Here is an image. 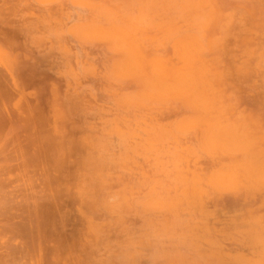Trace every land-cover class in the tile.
Instances as JSON below:
<instances>
[{
	"label": "rangeland",
	"instance_id": "obj_1",
	"mask_svg": "<svg viewBox=\"0 0 264 264\" xmlns=\"http://www.w3.org/2000/svg\"><path fill=\"white\" fill-rule=\"evenodd\" d=\"M167 1L0 0V264H264V0Z\"/></svg>",
	"mask_w": 264,
	"mask_h": 264
},
{
	"label": "bare ground",
	"instance_id": "obj_2",
	"mask_svg": "<svg viewBox=\"0 0 264 264\" xmlns=\"http://www.w3.org/2000/svg\"><path fill=\"white\" fill-rule=\"evenodd\" d=\"M222 1V0H221ZM225 1V0H224ZM244 1V0H243ZM168 2V8L170 9V10H173V11H176V12H178L179 14H180V16L182 15V16H189L190 15V13L192 12L193 14H194V16L192 17V18H202V19H205V18H208L209 16L208 15H205L203 12H202V10H203V7H204V5H205V3H206V1L205 0H168L167 1ZM245 2V1H244ZM253 2H255V1H253ZM139 3H140V5H142V3H143V0H139ZM254 4V3H253ZM225 5H226V3H225ZM118 6H121V5H118ZM229 5H227V7H228ZM248 6V5H247ZM246 6V7H247ZM261 6V5H260ZM225 7V6H224ZM223 7V8H224ZM248 8V7H247ZM226 10V9H225ZM120 11V10H119ZM229 11V10H228ZM236 11V10H235ZM239 11H241V9L239 10ZM257 15V14H256ZM259 15H260V13H259ZM248 16V15H247ZM261 16V15H260ZM86 17V16H85ZM224 18V17H223ZM234 18V17H233ZM197 19H195V20H197ZM255 19V18H254ZM258 19H259V16H258ZM258 19H257V21H258ZM194 20V21H195ZM224 20V19H223ZM244 21L246 20V19H243ZM236 21V20H235ZM253 21H255V20H253ZM221 22V21H220ZM223 22V21H222ZM218 23H219V21H218ZM244 23V22H243ZM197 24H198V22H197ZM234 25V24H233ZM236 25V24H235ZM259 25V24H258ZM88 26V23H84L82 26H80V28L81 29H85L86 27ZM44 27V26H43ZM250 28H252L251 26H249ZM242 28V27H241ZM47 31V30H46ZM248 33H246V35H247ZM249 35V34H248ZM59 38V37H58ZM206 38V37H205ZM61 41V40H60ZM263 41V40H262ZM63 42V41H62ZM205 42V41H204ZM261 43V42H260ZM259 44V43H258ZM58 53V52H57ZM59 55V54H58ZM63 55V54H62ZM138 55V53L137 54H134L133 52H130V56L132 57V58H135L136 56ZM71 56V55H70ZM82 56V55H81ZM60 57V56H59ZM63 57H65V56H63ZM69 57V56H68ZM69 58H71V57H69ZM53 60V59H52ZM71 60V59H70ZM59 61V60H58ZM38 62V61H37ZM44 62V61H43ZM48 62V61H47ZM249 62V61H248ZM36 63V62H35ZM45 63V62H44ZM54 63H55V61H54ZM67 63V62H66ZM71 63V62H70ZM37 64V63H36ZM56 64H57V62H56ZM59 64H61L60 62H59ZM62 64H64V63H62ZM69 64V63H68ZM67 64V65H68ZM33 66H34V64H32ZM46 65V64H45ZM36 66H38V65H36ZM53 66V65H52ZM57 66H58V64H57ZM62 66V65H61ZM59 67V66H58ZM54 68V67H53ZM62 68H63V66H62ZM77 68V67H76ZM251 70L252 69H249V71L251 72ZM33 71V70H32ZM80 71V70H79ZM250 72H248V73H250ZM247 73V74H248ZM261 73V72H260ZM84 78V77H83ZM70 79V78H69ZM86 97H87V95H86ZM78 99V98H77ZM69 100H71L70 99V96H69ZM76 100V99H75ZM74 100V101H75ZM68 101V100H67ZM81 101V100H80ZM63 103H64V101H63ZM75 103V102H74ZM74 103H71V104H74ZM66 104V103H65ZM65 104L63 105V107H65ZM78 104V103H77ZM76 104V105H77ZM68 106V105H67ZM142 111H144L143 109H142ZM66 112V111H65ZM253 118H255L254 117V115H253ZM122 137V136H121ZM172 194V193H171ZM170 194V195H171ZM229 195V194H228ZM239 196V195H238ZM241 198V197H240ZM232 199V198H231ZM256 200V199H255ZM118 201V200H117ZM214 202V201H213ZM223 202H225V201H223ZM237 202H238V200H237ZM184 204V203H183ZM210 204V203H209ZM220 204V203H219ZM254 205V204H253ZM252 205V206H253ZM210 206H211V204H210ZM226 206V205H225ZM230 206V205H229ZM234 206H235V204H234ZM244 206V205H243ZM178 209V208H177ZM224 209H226L225 207H224ZM228 209V208H227ZM230 210V209H229ZM233 211V210H232ZM222 212V211H221ZM217 214V213H216ZM225 225V224H224ZM229 226V225H228ZM155 227V226H154ZM225 227V226H224ZM172 241H174V240H172ZM157 260H159V259H157ZM215 260V259H214Z\"/></svg>",
	"mask_w": 264,
	"mask_h": 264
}]
</instances>
